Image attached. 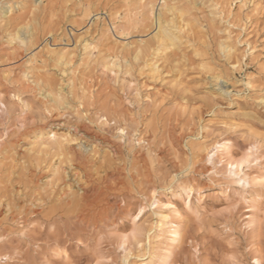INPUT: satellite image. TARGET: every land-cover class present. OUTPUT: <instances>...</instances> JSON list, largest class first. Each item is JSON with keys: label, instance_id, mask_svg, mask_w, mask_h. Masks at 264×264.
<instances>
[{"label": "rangeland", "instance_id": "rangeland-1", "mask_svg": "<svg viewBox=\"0 0 264 264\" xmlns=\"http://www.w3.org/2000/svg\"><path fill=\"white\" fill-rule=\"evenodd\" d=\"M169 248L264 264V0H0V264Z\"/></svg>", "mask_w": 264, "mask_h": 264}, {"label": "bare ground", "instance_id": "bare-ground-1", "mask_svg": "<svg viewBox=\"0 0 264 264\" xmlns=\"http://www.w3.org/2000/svg\"><path fill=\"white\" fill-rule=\"evenodd\" d=\"M165 2V1H164ZM166 4V3H165ZM172 10V9H171ZM5 17V16H4ZM2 19V18H1ZM167 21V20H166ZM159 24V28H161V24H163V22L162 23H158ZM164 25V24H163ZM165 26V25H164ZM171 26V25H170ZM166 27V26H165ZM167 29V28H166ZM169 29V28H168ZM172 31V30H171ZM162 32V34H163V36H165V37H168L167 36V33H165V31L164 30H162L161 31ZM167 32V31H166ZM160 33V32H159ZM172 33H174V32H172ZM172 33H171V35H172ZM161 34V33H160ZM161 34V35H162ZM168 34H170V33H168ZM174 35V34H173ZM163 36H161V37H163ZM178 36V35H177ZM179 37V36H178ZM170 39V38H169ZM168 39V40H169ZM174 39V38H173ZM171 40V39H170ZM164 41V40H163ZM172 41V40H171ZM169 43V42H168ZM168 43H167V45H168ZM165 45V44H164ZM170 45V44H169ZM163 47V46H162ZM138 51H140V49L138 50ZM142 51V50H141ZM56 54V53H55ZM63 54V53H62ZM60 56H61V54H60ZM61 59V58H60ZM157 67V66H156ZM27 74V73H26ZM50 95V94H49ZM61 137H64V136H59L54 130H52L51 128H49V129H46V128H43V129H38L36 132H35V134L32 136V139L34 140V143L33 144H36L37 146H38V149L40 148V151H42L44 148H46V147H48L51 143H56V145H57V147L60 149V150H62L63 149V147H64V142H63V140L61 139ZM67 138V137H66ZM66 138H64L65 140H66ZM67 142V141H66ZM36 145H34V146H36ZM218 148H217V150H215V152L213 153V156H216L219 152H223L226 148H228V147H226L225 145H218L217 146ZM227 150V149H226ZM63 151V150H62ZM61 152V151H60ZM202 152V151H201ZM72 155V154H71ZM212 160V159H211ZM210 161V160H209ZM229 165H231V166H235V163H236V161L234 162V161H231V160H228V162H227ZM237 165H238V162H237ZM111 176H112V174H109V173H107L106 175H104V177H103V179H102V182H101V184L102 183H105V182H107L110 178H111ZM243 180H244V182H246V183H248V179L247 178H243ZM250 181V180H249ZM98 188H99V186H97ZM96 188V186H94V187H92V189H95ZM111 188V187H110ZM185 189L187 190V193L189 194V198H190V193L191 192H193V190H194V186H192V185H189V186H186L185 187ZM68 190H70L69 188H68ZM83 190V189H82ZM89 190L86 188V190H85V188H84V195H83V200H84V202H87V204H88V202H90L89 203V205L91 204V205H94V206H96L99 202H100V198H99V196H100V194H99V196L98 195H93L92 196V198L90 199V197L91 196H89V194L87 193ZM82 193V194H83ZM88 194V195H87ZM190 201V200H189ZM187 204H188V207L190 208V205H192V204H190V202H187ZM200 204V203H199ZM102 209V208H101ZM174 212V211H173ZM177 212V211H176ZM99 213L100 214H102V213H105L103 210H100L99 211ZM162 217L165 219V220H167V222H166V224H168V225H165V226H168V234H169V237H167L168 239L167 240H169V241H171V243H172V245H171V247H173V245L176 243V242H179V241H181L180 239H181V231H180V227H179V224H177V222L175 221V220H173L172 219V217H171V214H162ZM250 217V216H249ZM180 243V242H179ZM166 248V247H165ZM172 251V250H171ZM171 251H170V248L169 249H165V251H163V254H161V256H159V261H158V263L157 264H169V261H168V257H169V255H170V253H171Z\"/></svg>", "mask_w": 264, "mask_h": 264}]
</instances>
